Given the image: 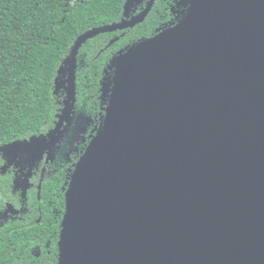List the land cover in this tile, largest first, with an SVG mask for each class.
<instances>
[{"label":"water","instance_id":"95a60500","mask_svg":"<svg viewBox=\"0 0 264 264\" xmlns=\"http://www.w3.org/2000/svg\"><path fill=\"white\" fill-rule=\"evenodd\" d=\"M148 10L79 36L54 81L55 128L0 153L50 155L73 120L80 47ZM113 66L103 128L65 194L60 264H264V0H191Z\"/></svg>","mask_w":264,"mask_h":264},{"label":"trees","instance_id":"16d2710c","mask_svg":"<svg viewBox=\"0 0 264 264\" xmlns=\"http://www.w3.org/2000/svg\"><path fill=\"white\" fill-rule=\"evenodd\" d=\"M123 4L124 0H0V146L53 128L65 95L63 89L54 92L59 66L79 36L117 23ZM156 16L152 11L133 29L100 34L78 50L74 108L86 134L84 142L66 138L60 146V153H71L51 182L57 186L51 192L56 209L64 208L76 166L103 128L109 101V93L101 90L103 78L112 81L115 59L156 34ZM77 127L75 123L73 130ZM47 195L45 189L43 201Z\"/></svg>","mask_w":264,"mask_h":264},{"label":"flooded vegetation","instance_id":"af4514ba","mask_svg":"<svg viewBox=\"0 0 264 264\" xmlns=\"http://www.w3.org/2000/svg\"><path fill=\"white\" fill-rule=\"evenodd\" d=\"M125 3L124 0L122 16L117 23L122 19L131 20L149 10L139 23L115 32L133 29L154 11L159 25L155 29L156 34L145 40L180 24L191 7V0H129L124 16ZM75 113L74 108L72 122L50 155L41 147L0 153V264H59L66 201L63 209L55 208L51 192L57 186L51 182L63 167L60 163L70 157L69 150L59 152L64 140L67 138L70 143L73 139L85 140L84 125ZM56 122L43 135L53 130ZM75 123L78 127L73 130ZM60 129L63 130V126ZM45 189L48 199L43 201Z\"/></svg>","mask_w":264,"mask_h":264}]
</instances>
